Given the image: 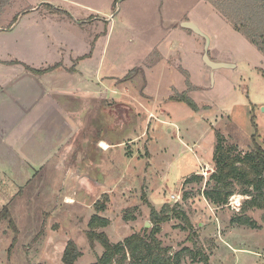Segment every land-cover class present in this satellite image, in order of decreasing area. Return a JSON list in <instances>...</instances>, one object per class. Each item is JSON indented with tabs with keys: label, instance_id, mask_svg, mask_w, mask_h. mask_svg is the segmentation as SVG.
Returning <instances> with one entry per match:
<instances>
[{
	"label": "rangeland",
	"instance_id": "1",
	"mask_svg": "<svg viewBox=\"0 0 264 264\" xmlns=\"http://www.w3.org/2000/svg\"><path fill=\"white\" fill-rule=\"evenodd\" d=\"M120 1L0 0V60L26 69L64 64L67 74L59 78L86 94L68 100L86 110L76 127L62 124L67 137L57 144L69 139L66 149L44 144L41 124L34 164L16 159L11 174H0V213L10 212L0 224V264H63L66 237L82 252L76 264L96 263L104 248L92 249L85 232L98 201L110 224L96 232L113 243L135 233L148 237L152 209L166 207L174 218L158 238L172 257L189 248L207 255L208 264H264V208L248 211L258 229L232 225L251 197L237 187L232 202L216 208L204 194L214 187L218 132L240 152L254 141L264 148V56L226 20L217 7L222 0H123L118 10ZM185 20L210 38L212 61L235 67L216 70L212 79L205 39L181 27ZM19 88L23 96L35 93ZM179 94L200 111L167 101ZM22 103V110L33 104ZM101 139L111 146L102 143V154L94 150ZM71 155L76 164H65ZM194 175L202 180L186 182ZM183 256L181 264H205L201 255Z\"/></svg>",
	"mask_w": 264,
	"mask_h": 264
},
{
	"label": "trees",
	"instance_id": "2",
	"mask_svg": "<svg viewBox=\"0 0 264 264\" xmlns=\"http://www.w3.org/2000/svg\"><path fill=\"white\" fill-rule=\"evenodd\" d=\"M217 7L224 12L226 20L232 24L234 29L242 33L264 56V0H222L217 2ZM16 22L17 20H15ZM54 68L57 66L50 67L45 71L27 69L46 73ZM167 101L184 103L193 111H200L197 103L187 94L171 96ZM217 138L216 152L213 157L215 171L211 174L209 181L214 187L205 190L204 194L211 205L220 208L228 205L231 197L236 195V188L241 187L242 195L251 197V199L245 201L243 212L234 216L231 219V224L258 229L256 221L248 216V211L264 208V148L254 141L252 150L243 153L239 151L237 145L229 143L222 133L218 132ZM201 180L198 175H194L186 182L193 183ZM95 208L97 214L91 218L85 234L92 249L98 243L104 248V254L98 257L94 264H115L114 260H117L118 264H126L128 259H130L129 264H181L184 253H187V256L193 260L197 255H201L202 261L208 264V256L200 250L194 252L192 249L186 248L182 252L183 254H176L172 257L170 249L163 247L158 235L162 231V225L174 218V215L166 211V207L161 212L152 209L153 228L148 237L135 233L120 243H112L106 234L96 232L97 229L107 228L110 223L100 215L107 210L105 204L98 201ZM175 212L172 210L174 214H179L183 218L187 217L182 210L179 213ZM9 219L10 212L5 208L0 213V224ZM125 220L130 221L135 218L125 217ZM9 223L10 228L15 229L14 222L9 221ZM190 227L189 223L188 226L181 228L183 231H189ZM193 236L194 233L190 232L189 239H193ZM81 256L82 252L77 243L70 240L62 257L63 264H76Z\"/></svg>",
	"mask_w": 264,
	"mask_h": 264
},
{
	"label": "crops",
	"instance_id": "3",
	"mask_svg": "<svg viewBox=\"0 0 264 264\" xmlns=\"http://www.w3.org/2000/svg\"><path fill=\"white\" fill-rule=\"evenodd\" d=\"M47 16L56 22L60 21L61 23L63 21V17L56 14H48ZM185 22L187 21L185 20ZM18 25L19 24L16 22L15 27L11 29V32H13ZM210 59L212 60L211 57ZM214 61L218 62L217 60ZM8 62L9 61L0 60V174L3 175V171H9L11 169L10 166L15 164L14 160L16 159H22L25 165L31 166L34 164L33 161L38 156L39 147H41L39 146L40 140H37L39 133H36L34 129H37L36 127L38 126L40 127L41 124H45L41 129L44 137V144L51 143L52 147H55L66 143V147L58 148L60 150L66 149L69 139L67 142L62 143V141L57 144L62 138L67 137V132L61 131L63 128L62 124L69 123L72 128L76 127L79 119L83 116L82 109L86 110V108H83L82 106H68V100L72 99L73 94V96L76 97H86V94L82 95L81 92H77L81 91L80 89H77L76 92H74L71 88L72 85L69 79V84L65 86L63 80L59 78L62 75L64 76L65 73L67 74V67L64 64L61 65V63L59 64L56 62L54 64L55 66L49 65L50 67L57 66L54 70L48 73L37 74L27 70L25 68L26 64L22 62L20 63H22L23 66L9 65L11 63ZM49 66L32 68V70L44 71ZM21 85H25L27 88H29V86L32 88L33 86L34 94L37 95H34L32 91H29L30 94L28 93V96L21 95V89L19 88ZM41 91L43 93L42 95ZM50 93L60 94L62 100L59 101ZM67 96L70 99L66 98ZM22 102H26L27 105L29 103L33 104L31 107L28 106L26 109L22 110ZM74 133L77 134L76 131H74ZM52 143H56L57 145L54 146ZM102 143H106L109 146L108 150L111 149L110 144L101 139L94 144V150L96 153L102 154V151H106L101 147ZM23 151L27 156L20 158V156H23ZM70 159V162L65 164L75 165L77 162L76 157L71 155ZM41 166L47 165L41 164ZM229 232H232V229H230L228 233ZM68 241H70V238L66 237V243ZM66 243L64 244L62 253L65 251Z\"/></svg>",
	"mask_w": 264,
	"mask_h": 264
},
{
	"label": "water",
	"instance_id": "4",
	"mask_svg": "<svg viewBox=\"0 0 264 264\" xmlns=\"http://www.w3.org/2000/svg\"><path fill=\"white\" fill-rule=\"evenodd\" d=\"M123 0L120 1V3L118 4V10L120 8V4L122 3ZM21 18V16L19 17ZM15 27V25L11 28L13 29ZM181 27H183L184 29L190 30L193 33L203 37L205 39V47H204V60L207 63V65L211 68L212 70V79L214 78V72L216 70L222 69V68H233L235 67L234 64H230V63H223V62H215L212 61L209 57V49H210V45H211V40L210 38L203 32L201 31V29L198 27V25H196L193 22L187 21V22H183L181 24ZM3 31V30H0Z\"/></svg>",
	"mask_w": 264,
	"mask_h": 264
},
{
	"label": "built area",
	"instance_id": "5",
	"mask_svg": "<svg viewBox=\"0 0 264 264\" xmlns=\"http://www.w3.org/2000/svg\"><path fill=\"white\" fill-rule=\"evenodd\" d=\"M233 197H234V196H233ZM233 197H231L230 202H232L231 200H233Z\"/></svg>",
	"mask_w": 264,
	"mask_h": 264
}]
</instances>
